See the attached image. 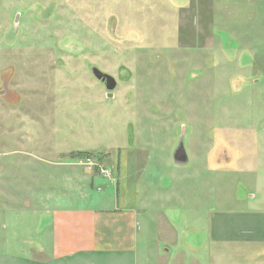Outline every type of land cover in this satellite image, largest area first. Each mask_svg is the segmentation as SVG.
Here are the masks:
<instances>
[{"label":"rangeland","instance_id":"rangeland-1","mask_svg":"<svg viewBox=\"0 0 264 264\" xmlns=\"http://www.w3.org/2000/svg\"><path fill=\"white\" fill-rule=\"evenodd\" d=\"M252 1L216 23L214 0H0V189L13 195L0 197V264H58L51 209L111 208L122 191L146 205L137 264H182L181 243L229 217L255 174L245 160L264 176V0ZM237 26L253 46L235 51ZM91 67L114 77L112 95Z\"/></svg>","mask_w":264,"mask_h":264},{"label":"crops","instance_id":"crops-1","mask_svg":"<svg viewBox=\"0 0 264 264\" xmlns=\"http://www.w3.org/2000/svg\"><path fill=\"white\" fill-rule=\"evenodd\" d=\"M252 2L247 0L238 5L233 1L230 3V0H214V6H223V12L220 15L222 17L216 18L217 9L214 10L212 21L218 23L225 15L228 16L230 9L231 13L235 9L239 16L242 15L241 9L246 15L252 14ZM249 28L245 27V31L237 26L235 36L230 35V44L234 43L235 51L250 47L248 43H251V39H247ZM254 44L251 43V46ZM250 149L258 148L253 144ZM260 149L264 151V145ZM233 159L238 160L236 150ZM245 163L248 171L255 173L252 178H248L250 190L235 195V206L231 214L226 215H229L227 219L214 221V215L210 216L209 223L204 226L205 231L202 230L204 228L201 229L203 233L199 231L203 237L197 245L186 241L181 243V252L184 254L182 264H264V190L259 189L264 187V176L257 177L256 166L261 164L260 161L251 163L245 160ZM72 178L78 185L84 177L76 174ZM121 180L114 182L117 192L119 187H125L126 181ZM96 189L101 190V187L96 186ZM123 194L122 191L119 203L113 204L111 208L104 206V201L100 207L54 206L50 211L51 259L58 264H109L112 261L137 264L139 215L144 213L146 205L138 201L136 208V202L132 201V205L126 206ZM63 196L66 195L58 198L62 200ZM0 197L7 199L13 195L0 189ZM83 198H87V195L83 194ZM42 202L47 205L48 198ZM2 205L8 207V201L2 202ZM168 255L170 252L165 251L164 256L169 258Z\"/></svg>","mask_w":264,"mask_h":264},{"label":"water","instance_id":"water-1","mask_svg":"<svg viewBox=\"0 0 264 264\" xmlns=\"http://www.w3.org/2000/svg\"><path fill=\"white\" fill-rule=\"evenodd\" d=\"M91 72L94 77L100 80L105 88L108 90L107 95H112V91L116 86V80L110 74L99 70L97 67H91ZM182 131L184 132V128L182 127ZM173 159L176 162L182 163L187 161V154L184 150L182 141L179 142L176 149L173 151Z\"/></svg>","mask_w":264,"mask_h":264},{"label":"built area","instance_id":"built-area-1","mask_svg":"<svg viewBox=\"0 0 264 264\" xmlns=\"http://www.w3.org/2000/svg\"><path fill=\"white\" fill-rule=\"evenodd\" d=\"M88 165H93L94 163L90 160V159H87V162H86ZM100 172L103 174L104 177L110 179V180H114V177H113V173L111 172V170L106 167V168H101L99 169Z\"/></svg>","mask_w":264,"mask_h":264}]
</instances>
